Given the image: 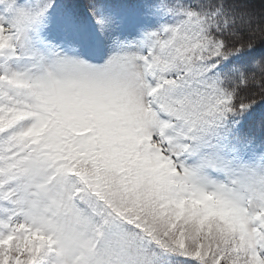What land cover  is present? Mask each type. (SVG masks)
I'll return each instance as SVG.
<instances>
[{"label": "snow or ice", "instance_id": "1", "mask_svg": "<svg viewBox=\"0 0 264 264\" xmlns=\"http://www.w3.org/2000/svg\"><path fill=\"white\" fill-rule=\"evenodd\" d=\"M0 264H264V0H0Z\"/></svg>", "mask_w": 264, "mask_h": 264}]
</instances>
